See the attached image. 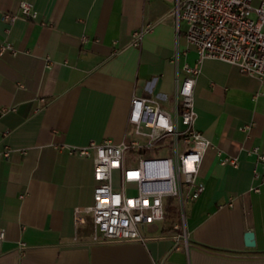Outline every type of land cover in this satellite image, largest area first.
Masks as SVG:
<instances>
[{"label":"crops","instance_id":"crops-1","mask_svg":"<svg viewBox=\"0 0 264 264\" xmlns=\"http://www.w3.org/2000/svg\"><path fill=\"white\" fill-rule=\"evenodd\" d=\"M21 1L0 0V47L16 49L0 54V107H16L0 116V264H264V160L253 150L264 153V79L205 58L195 83L196 127L211 141L204 192L183 224H147L144 240H95L91 212L76 210L94 201V160L69 148L125 138L135 95L172 109L177 71L197 52L172 60L187 45L177 0H27L32 18Z\"/></svg>","mask_w":264,"mask_h":264},{"label":"built area","instance_id":"built-area-1","mask_svg":"<svg viewBox=\"0 0 264 264\" xmlns=\"http://www.w3.org/2000/svg\"><path fill=\"white\" fill-rule=\"evenodd\" d=\"M20 7L25 17L36 16L31 2L22 0ZM175 14L178 35L179 21L187 22V45L177 49L173 62L178 66L179 54L190 48L197 58L184 63L181 78L177 71L172 109L158 97L135 95L125 138L69 148L70 154L94 160V201L76 210L91 212L95 240H144L145 226L165 219L167 196L177 197L185 217L187 204L204 192L199 171L211 141L196 127L195 83L205 58L227 60L241 72L264 79V0H177ZM17 16L5 13L9 20ZM146 30H134L133 45H140ZM7 50L16 52L11 42L0 47V54ZM10 110L16 107H0V116ZM253 150L264 160L258 147ZM9 154L3 150L4 156ZM223 162L237 165L238 159L225 157ZM84 221L77 215V222ZM5 235L1 230L0 244Z\"/></svg>","mask_w":264,"mask_h":264},{"label":"rangeland","instance_id":"rangeland-1","mask_svg":"<svg viewBox=\"0 0 264 264\" xmlns=\"http://www.w3.org/2000/svg\"><path fill=\"white\" fill-rule=\"evenodd\" d=\"M165 207H166V212L168 213L166 217L167 220L172 221L175 219L181 222V224L184 223V217L178 205V199L176 196L173 195L167 196Z\"/></svg>","mask_w":264,"mask_h":264},{"label":"water","instance_id":"water-1","mask_svg":"<svg viewBox=\"0 0 264 264\" xmlns=\"http://www.w3.org/2000/svg\"><path fill=\"white\" fill-rule=\"evenodd\" d=\"M246 243L249 246L255 245V237H254V232L252 230H249L246 233Z\"/></svg>","mask_w":264,"mask_h":264},{"label":"trees","instance_id":"trees-1","mask_svg":"<svg viewBox=\"0 0 264 264\" xmlns=\"http://www.w3.org/2000/svg\"><path fill=\"white\" fill-rule=\"evenodd\" d=\"M167 215H168V213L165 212V219H166ZM92 229H93V221L89 220V221H88V224H87V226H86V228H85L84 230L90 232ZM80 231H81V230H80ZM203 245H204V244H203ZM204 247H206V248H208V249H213V250H217V249H218V248H215V247L205 246V245H204Z\"/></svg>","mask_w":264,"mask_h":264}]
</instances>
